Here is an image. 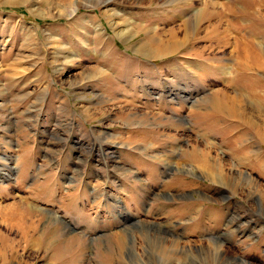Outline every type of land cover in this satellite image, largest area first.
<instances>
[{
	"label": "rangeland",
	"instance_id": "rangeland-1",
	"mask_svg": "<svg viewBox=\"0 0 264 264\" xmlns=\"http://www.w3.org/2000/svg\"><path fill=\"white\" fill-rule=\"evenodd\" d=\"M260 41L264 0H0V264H264Z\"/></svg>",
	"mask_w": 264,
	"mask_h": 264
},
{
	"label": "crops",
	"instance_id": "crops-1",
	"mask_svg": "<svg viewBox=\"0 0 264 264\" xmlns=\"http://www.w3.org/2000/svg\"><path fill=\"white\" fill-rule=\"evenodd\" d=\"M101 149V152L104 156H108L107 154H105V149H103L102 145H98ZM97 144L94 143L91 150L94 151L97 147ZM28 147L25 148V151L22 153L20 159H21V166H20V169H21V172L24 173V174H29L31 172V167L29 164L26 163V160H25V154L28 152ZM65 151V150H64ZM111 156H113L112 154H110ZM107 161H105L104 163H102L104 166L102 168H90V177L93 175L94 178H100L101 180H104V176L107 177V175L111 174L112 172H114V170L112 168H110V165H108V163H106ZM74 170H72L70 173L73 174L72 178L70 179V181H72V183L70 184H66L64 182H48L46 184H48V186H45L46 189H50L49 191V198L48 200H45L44 203H47V204H54L56 203L57 201L55 200L56 198H59L58 194L60 193L59 192V189H65V192L67 191V194L63 195L62 197H60V199H62L63 201V204H65V207L66 208H63V211H70L71 209H74V208H77V212L75 211L73 213V216L69 213H67L68 215L72 216L74 219L75 217L77 218H80V216L83 214L82 212V194H81V191L80 190V187H81V175L80 174H84V172L81 170L79 164L77 165L76 163L71 165ZM254 167V164L252 165ZM68 173V172H67ZM69 173V174H70ZM76 173L79 174V179L76 178L78 176H76ZM43 185H46L45 182H42ZM103 185H106L105 183ZM132 185L130 183H125L122 185V187L120 188H123V189H131ZM90 188L94 191L96 190L94 186H90ZM169 189L172 188V184L170 186H168ZM112 190H115L114 188H112ZM64 192V193H65ZM47 192H44V194H46ZM62 193V194H64ZM128 193L130 194L129 196H131V199H130V202L131 204H138L139 203V198L140 197H136L133 195V193L131 191H128ZM61 194V193H60ZM61 194V195H62ZM104 196V193L101 192L99 194V196ZM103 199V203L104 201L107 199V198H104L102 197ZM112 200V199H111ZM115 201L113 202H116L122 206L125 207V203H127V201L125 200V197H122V199L120 198H116L114 199ZM140 203L139 204H143L145 203V201H142L141 198H140ZM119 216H120V212H118ZM121 217V216H120ZM132 216H129L127 219L129 221H126L124 220L126 223L129 224V227L126 226L125 224L126 223H123L121 225V228L126 231L127 229H130V227L134 226L135 225V222H131V218ZM138 228V227H137ZM133 230L129 231L128 232V236L130 238L129 240V243L130 241H132L131 239V236L132 238L134 239L133 237V233H132ZM160 234L159 235L160 237H166V234L162 232V230L160 231ZM162 241V239H161ZM169 244H172L171 241L169 242ZM133 245V243H132ZM173 245H177V243H174ZM134 246V245H133ZM162 264L163 262L161 261H157V260H153L152 261V264Z\"/></svg>",
	"mask_w": 264,
	"mask_h": 264
},
{
	"label": "bare ground",
	"instance_id": "bare-ground-1",
	"mask_svg": "<svg viewBox=\"0 0 264 264\" xmlns=\"http://www.w3.org/2000/svg\"><path fill=\"white\" fill-rule=\"evenodd\" d=\"M256 41H258L257 39H256ZM247 42V41H246ZM261 42V41H260ZM244 43H245V41H244ZM259 43V42H258ZM258 43L257 42H255V41H251L250 42V44H248V42H247V44L249 45V46H246V49L245 50H249V52H252V53H254L255 55H254V61H255V63H256V61H259L261 58H258V55H260L261 56V54H263V51H262V47L261 46H259L258 45ZM262 43V42H261ZM262 44H264V43H262ZM246 45V44H245ZM241 48V47H240ZM245 52V51H244ZM243 53V52H242ZM247 57H248V55H247ZM254 63V62H253ZM247 65V64H246ZM254 65H248L247 66V68H249V69H252V67H253ZM256 69V68H255ZM224 175V174H223ZM249 178V177H248ZM249 179H251V178H249ZM252 180V179H251ZM161 235V234H160ZM159 236V235H158ZM162 239V242H160V243H162V244H167V239H166V237H161L160 238V240ZM177 241V240H176ZM171 243H172V241H171ZM175 242H173L172 244H174ZM157 245H159V243H157ZM167 260V259H166ZM165 260V261H166ZM162 261V260H161ZM168 261V260H167Z\"/></svg>",
	"mask_w": 264,
	"mask_h": 264
},
{
	"label": "water",
	"instance_id": "water-1",
	"mask_svg": "<svg viewBox=\"0 0 264 264\" xmlns=\"http://www.w3.org/2000/svg\"><path fill=\"white\" fill-rule=\"evenodd\" d=\"M120 216H121V214H120ZM126 221H129L128 219H125Z\"/></svg>",
	"mask_w": 264,
	"mask_h": 264
}]
</instances>
